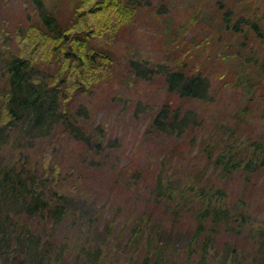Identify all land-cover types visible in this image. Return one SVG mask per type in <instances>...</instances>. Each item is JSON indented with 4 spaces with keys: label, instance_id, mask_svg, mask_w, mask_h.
<instances>
[{
    "label": "trees",
    "instance_id": "trees-1",
    "mask_svg": "<svg viewBox=\"0 0 264 264\" xmlns=\"http://www.w3.org/2000/svg\"><path fill=\"white\" fill-rule=\"evenodd\" d=\"M30 1L23 26L12 32L7 21L0 26V257L8 259L13 251L14 257L31 258H15L16 264H77L66 253L75 247L77 258L91 256V264L103 257L114 263L118 255L122 264H176L177 259L179 264H264V217L254 214L249 197V189L264 186V122L256 134L238 132L254 123L255 111L264 115V0H189L183 19L163 0H72L64 22L60 0ZM144 5L157 17L164 59L133 57L123 75L127 81L122 80L124 86L130 85L129 76L151 80L161 74L164 80L166 96L158 106L135 102L134 113L152 112L144 138L187 137L195 143L205 125L199 106L214 99V81L219 88L233 87L245 102L231 111L233 125L218 122L219 133L203 138V166L183 175L165 170L156 175L151 194L170 214L172 229L144 211L122 244L107 229L101 235L94 231L101 213L92 215L86 194L60 190L67 175L56 157L64 137L82 142V158L97 167L117 145L107 138L106 125L94 123L93 108L80 96L92 95L115 75L118 56L95 36L108 31L113 38L121 25L139 21ZM12 34L18 51L4 42ZM37 139L52 147L42 165L31 149ZM234 179L242 187L232 194L220 180ZM21 213L47 215L52 229L44 240L27 222L16 233ZM68 215L91 228L82 241L68 243L66 237L57 244L54 226ZM186 218L192 224L181 228ZM221 233L228 237L224 242Z\"/></svg>",
    "mask_w": 264,
    "mask_h": 264
},
{
    "label": "rangeland",
    "instance_id": "rangeland-1",
    "mask_svg": "<svg viewBox=\"0 0 264 264\" xmlns=\"http://www.w3.org/2000/svg\"><path fill=\"white\" fill-rule=\"evenodd\" d=\"M153 1L158 2L159 0ZM163 1L168 2L176 19L185 18V11L186 9L189 10L191 6L189 0ZM60 2L64 5L60 13V20L64 22L71 14L72 0H60ZM32 5L30 0H0V26L7 21L6 25L9 31L12 32L17 24H24L26 12L31 9ZM156 18L151 7L144 5L138 10V22L121 25L117 28L113 38L108 36V31L94 38L95 41L107 43L118 56L114 70L115 75L112 76L110 82L98 84L92 95L80 96V99L93 108L95 112L94 123L106 125L107 138L114 140L117 145L112 147V151L104 162L98 163L100 166L97 167L93 163H89L91 161L88 159L89 157L82 158L80 154L84 149L82 142L64 137L58 144L59 152L56 157L60 164L61 174L67 175L62 186L59 187L60 190L81 197L86 194L87 203L93 206L92 215L101 213L100 217L96 219V229L94 231L101 235L100 232L106 234L105 229H107V232L115 238V241H117V238L122 239V244L128 238L133 223L144 211L152 215V221L154 219L160 220L161 223L166 221L167 228L172 229L170 214L167 215L162 212L160 205L153 200L151 194L156 175L161 170L168 173L178 171L179 174L183 175L203 166L206 158L203 153H199V149L203 146V138L208 139L210 135L214 136L219 133V128H217L219 123L227 124L229 122L233 125L231 111L236 105L245 102L233 87L227 89L221 87V89L214 81L210 93V96L214 99L205 102L204 106H199L200 111L204 112L205 115V125L203 130L199 132L195 143L190 142L187 137L178 139L154 135L144 138L143 132L151 120L152 112L134 113L135 102L142 100V103L158 106L166 96L164 80L161 74L156 75L151 80L140 77L131 81V76H129V86L122 85V80H126L123 75L130 72L128 65L131 58L164 59L160 49L161 41L157 32ZM4 42H11L13 49L18 51V45L13 39V34L11 39ZM196 107L198 108L197 104ZM254 118V123L252 121H250L251 123L247 122L238 130L242 137L251 131L255 134L261 131L260 127L264 122L262 111H255ZM35 142V146L31 149L38 158V164L42 165L50 155L52 147L46 148V143L41 140L38 141V139ZM30 156L35 160L33 155ZM209 171L213 172L211 168H209ZM134 174H137V176L132 178ZM262 181L264 185V178ZM220 183L227 186L228 191L232 194H235L242 187L239 179L220 180ZM249 194L254 214L258 218L264 217V186L262 190L258 188L250 191L249 189ZM88 214H83L81 218L86 220L85 217ZM73 218V215H68L54 226L57 244L60 243L59 239L67 240V238L68 243L73 240L82 241L90 230L91 225L87 222L82 220L76 225L73 223ZM25 222L29 223L32 232L40 234L42 240L46 238L52 229L51 221L47 219V215L42 218L40 216L30 217L21 213L16 233L20 231L21 224ZM109 222H111V227H107ZM81 223H83L82 230L78 226ZM188 224H192V220L186 218L180 225L181 228H188ZM174 229L177 230V228ZM226 239L228 237L221 233L219 241L224 242ZM10 241V249H12L16 241L14 237ZM247 246L250 247L249 244ZM70 248L66 252L67 255L70 254L68 259L77 261V264H91L88 260L91 256L81 254L77 258L79 253L75 250V247ZM14 254L15 252L12 251L9 258L5 260L6 256H1L0 262L4 260L5 264H16V259L19 260L20 258H25L26 262L31 261L30 256L27 254L16 255V257L13 256ZM64 259H67V257ZM115 259L114 263L112 261L110 263L109 258L103 257L98 263L94 262V264H122L124 261L120 255ZM176 264H179V259H177Z\"/></svg>",
    "mask_w": 264,
    "mask_h": 264
}]
</instances>
